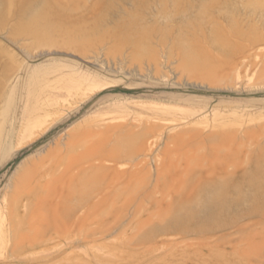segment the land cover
<instances>
[{
  "label": "rangeland",
  "instance_id": "obj_1",
  "mask_svg": "<svg viewBox=\"0 0 264 264\" xmlns=\"http://www.w3.org/2000/svg\"><path fill=\"white\" fill-rule=\"evenodd\" d=\"M0 264H264V0H0Z\"/></svg>",
  "mask_w": 264,
  "mask_h": 264
},
{
  "label": "bare ground",
  "instance_id": "obj_2",
  "mask_svg": "<svg viewBox=\"0 0 264 264\" xmlns=\"http://www.w3.org/2000/svg\"><path fill=\"white\" fill-rule=\"evenodd\" d=\"M198 50V49H197ZM193 52H195V51H192V53ZM192 53H189V54H186V55H191ZM196 53H197V51H196ZM200 56V55H199ZM190 57H192V56H190ZM196 57V56H195ZM201 57V56H200ZM201 59V58H200ZM204 62H205V60H204ZM207 66V65H206ZM211 66V65H210ZM218 200V199H217ZM214 201H216V200H214Z\"/></svg>",
  "mask_w": 264,
  "mask_h": 264
}]
</instances>
